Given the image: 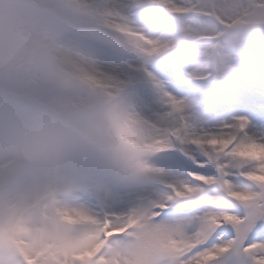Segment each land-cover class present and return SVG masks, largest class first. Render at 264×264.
<instances>
[{
	"label": "snow or ice",
	"instance_id": "obj_1",
	"mask_svg": "<svg viewBox=\"0 0 264 264\" xmlns=\"http://www.w3.org/2000/svg\"><path fill=\"white\" fill-rule=\"evenodd\" d=\"M170 3L172 14L185 12ZM242 6L235 20L218 22L222 29L264 23V0H242ZM113 30L146 60L173 47L127 23ZM221 48L215 43L208 54L216 80L223 75ZM64 59L75 69L72 79L93 93L92 111L106 117L100 132L112 152L154 188L125 212L97 210L61 200L54 183L33 194L34 178L14 171L0 180V264H264V46L251 71L245 57L236 80L216 90L222 99L208 100L196 117L186 114V97L159 82L155 102L164 113L151 111L147 94L125 96L136 75L147 73L143 66L121 77ZM162 71L177 87L179 69ZM207 78L196 69L184 73L185 83ZM134 240L136 247L126 250Z\"/></svg>",
	"mask_w": 264,
	"mask_h": 264
},
{
	"label": "rangeland",
	"instance_id": "obj_2",
	"mask_svg": "<svg viewBox=\"0 0 264 264\" xmlns=\"http://www.w3.org/2000/svg\"><path fill=\"white\" fill-rule=\"evenodd\" d=\"M176 5L185 12L172 14L170 0H86L85 6L74 0H0V180L19 171L34 178L28 186L33 194L54 183L61 200L97 210L125 212L148 197L154 186L112 152L100 132L106 117L92 111L93 93L72 79L75 69L64 57L121 77L129 67L143 66L147 73L136 75L125 96L147 94L151 111L164 113L155 102L153 85L159 82L186 97V114L196 117L208 100L222 99L216 90L236 80L245 57L251 71L264 46V23L220 27L221 19L241 14L242 0H176ZM124 23L173 47L147 60L132 54L129 37L113 30ZM215 43L225 57L219 80L208 61ZM164 68L179 69L177 87L170 86ZM193 69L208 76L205 83L184 82V73Z\"/></svg>",
	"mask_w": 264,
	"mask_h": 264
},
{
	"label": "bare ground",
	"instance_id": "obj_3",
	"mask_svg": "<svg viewBox=\"0 0 264 264\" xmlns=\"http://www.w3.org/2000/svg\"><path fill=\"white\" fill-rule=\"evenodd\" d=\"M130 246L135 248L136 247V241H133L132 243H130Z\"/></svg>",
	"mask_w": 264,
	"mask_h": 264
}]
</instances>
